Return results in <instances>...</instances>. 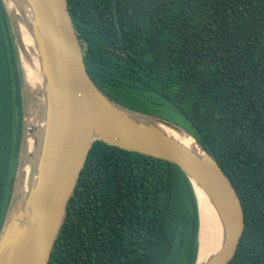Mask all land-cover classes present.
<instances>
[{"label": "trees", "instance_id": "16d2710c", "mask_svg": "<svg viewBox=\"0 0 264 264\" xmlns=\"http://www.w3.org/2000/svg\"><path fill=\"white\" fill-rule=\"evenodd\" d=\"M89 75L111 99L190 131L239 194L229 264H264V0H68ZM0 0V230L23 127ZM195 190L175 163L97 141L49 264H196Z\"/></svg>", "mask_w": 264, "mask_h": 264}, {"label": "water", "instance_id": "95a60500", "mask_svg": "<svg viewBox=\"0 0 264 264\" xmlns=\"http://www.w3.org/2000/svg\"><path fill=\"white\" fill-rule=\"evenodd\" d=\"M115 14H116V2ZM21 69L23 127L11 198L0 230V264H49L89 153L97 141L175 163L190 180L199 210L196 264H229L244 231L243 206L232 181L187 129L136 111L93 81L68 0H2ZM20 26L33 42L40 84L27 81ZM195 141L186 144L167 131ZM33 139L31 149L27 141ZM198 190L219 220L218 248L203 262Z\"/></svg>", "mask_w": 264, "mask_h": 264}, {"label": "bare ground", "instance_id": "6f19581e", "mask_svg": "<svg viewBox=\"0 0 264 264\" xmlns=\"http://www.w3.org/2000/svg\"><path fill=\"white\" fill-rule=\"evenodd\" d=\"M20 32L28 53L26 57L22 56V61L24 62L26 68L27 81L29 84L37 86L40 84L39 63L34 52L33 42L24 27L20 26ZM167 131L171 132V134L175 135L186 144L195 146V141L186 134L177 133L170 129H167ZM33 144L34 141L30 138L26 144L27 149H31ZM198 196L201 217L199 253V262L201 263L218 248L221 230L218 217L209 200L199 190Z\"/></svg>", "mask_w": 264, "mask_h": 264}]
</instances>
